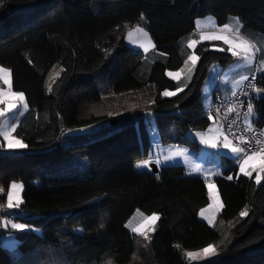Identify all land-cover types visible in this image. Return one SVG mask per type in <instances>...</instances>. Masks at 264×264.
Listing matches in <instances>:
<instances>
[{
	"label": "trees",
	"instance_id": "1",
	"mask_svg": "<svg viewBox=\"0 0 264 264\" xmlns=\"http://www.w3.org/2000/svg\"><path fill=\"white\" fill-rule=\"evenodd\" d=\"M207 17L220 27L238 17L261 60L264 0H0V67L29 106L15 132L27 151L0 155V205L11 183H21L24 215L14 221L32 229L17 233L13 257L2 228L0 264H189L187 252L209 245L217 258L204 264H264V173L257 184L226 160L214 181L223 210L212 227L199 218L210 203L202 176L184 167L136 170L151 159L152 122L162 145L194 150L188 133L212 124L203 88L213 64L234 62L210 50L223 43L194 50L200 60L189 84L167 76L185 66L188 39ZM138 26L155 42L149 55L126 43ZM255 103L254 124L264 131V97ZM104 123L109 130L68 135ZM137 212L159 216L149 240L127 228Z\"/></svg>",
	"mask_w": 264,
	"mask_h": 264
},
{
	"label": "rangeland",
	"instance_id": "2",
	"mask_svg": "<svg viewBox=\"0 0 264 264\" xmlns=\"http://www.w3.org/2000/svg\"><path fill=\"white\" fill-rule=\"evenodd\" d=\"M231 20H234V18H232ZM197 21L200 22V27L199 28L197 27V22H196V31H195L194 37L192 39H195L199 42L196 44V46L194 48H190L193 51V53H194V50L202 43L222 42V40H203V41L199 40V36H200L201 32H203L205 34L212 33V32L222 34L220 32L222 27H220L218 25V21L216 18L207 17V18H203V19H198ZM231 22L233 24V27L238 26V25H235V21H231ZM138 27L143 28L144 31L148 34V37L145 38L142 34L137 33L134 30H132L131 31L132 35L131 36L128 35V37L126 39V43L128 46L132 47L135 52L143 53L144 55H149L151 52H153L155 50V47H156L155 42H154L149 30L145 26H138ZM231 33H234V31L228 32L226 34L230 36ZM149 40L151 41L150 44L148 42ZM153 45H154V47H153ZM143 46H147L148 50L145 51ZM221 48H223L224 50L223 51L219 50ZM226 49L227 48L224 45L218 46V44H214L210 48V50L214 51V52L228 53L229 51L227 52ZM229 54L231 56H233L231 54V52H229ZM256 54H257V52H256ZM260 61H259L258 66H259V69L261 71H263L262 73L264 74V68H262ZM198 62H197V64H198ZM190 64H191V62L189 61L186 68H188V66ZM240 66H241V61H239L238 64H236L233 69L235 70L236 68H240ZM255 66H256V64H255ZM221 68H222V66L220 64H213L210 67L209 75H208V78H207L206 83H205L204 88H203V102H204V110L206 112H208V110H209V107L211 104L212 94H213L214 89L217 85L218 78L221 76V79L224 78L226 80V77L220 73ZM169 72H173V71H169ZM176 72H179V71H176ZM168 73H167V76L170 80L176 81V82L181 81L182 83H184L183 80L185 81V78H186L184 71L182 72L179 80L173 79L172 77H170L168 75ZM173 73H175V72H173ZM10 80H11V90H12L11 71H10ZM0 81L2 82V84L4 86L3 90L8 91L9 85L5 84L3 82V80H0ZM181 88L184 91L186 87L182 86ZM183 91H179V92L170 91V92H176V94L173 96H166V97H174ZM261 94H262V92L259 91L258 96H260ZM25 102L27 103L26 97H25ZM17 103H18V107L14 111L22 112L23 114L19 115L18 119H16V120L11 119L12 114H7V116L9 118V122L17 124V127H18L21 118L24 117L26 115V113L29 111V106H28L27 110H24L23 104H20L19 102H17ZM27 105H28V103H27ZM2 107H5V105L0 104V108H2ZM257 117L258 116H257V113L255 110L253 111L252 116L248 117L252 121V125H254L255 121L257 120ZM0 120H3V118H0ZM152 123H153L152 128L149 130V134H150V137L152 140V149L150 151L151 159L149 161L155 162L159 168L184 167L187 169V171L192 176H198V177L202 176L204 178V180L207 182V186H208L209 183L215 185V183H214L215 179L214 178L219 176L222 173V171L225 169V163H226L227 159H231L233 161L236 160L234 158L233 154L230 152V150L224 149L223 147H218V148L213 149V148H210V147H208L205 144H202L200 142V137L197 136V133H201L205 139L214 138V137L219 136V142L221 144L223 143V135H220L217 132V129H221V127L213 120H212V124L208 130L202 131V132H189L188 133V137L192 141H194L195 143H197L199 145L198 150L189 149L187 147L177 146V145H167V146L162 145L161 142L159 141L154 122H152ZM110 127H111L110 123H104V124L96 125V126L86 128V129L70 131L68 133V135L71 138H74L77 136H82V135H90V134L99 132L101 130H109ZM221 131L223 132L222 129H221ZM14 135H15V133H14ZM3 142L5 143L4 147H3ZM178 150H186L187 155L177 156L176 153ZM26 151H27L26 148L9 149L7 147V142L4 141L2 137H0V155L1 154H21V153H24ZM165 156H173L174 159L166 161L164 159ZM157 161H159V163H157ZM149 164L150 163H148L147 167H137L136 168L137 172H150L151 173V168H150ZM256 165H259V162H257ZM196 166H199V168L201 169L200 172L195 171ZM237 168L239 169V166ZM206 173L208 175H213L214 178L213 177L208 178L209 176H206L205 175ZM213 173H218V174H213ZM256 174H257V172H256ZM253 175L254 174H252L251 177H253ZM260 175H261L262 179H261V182L259 184H262L263 183V173H260ZM239 176H244L243 173L240 172V170H239ZM18 184H21V183H18ZM34 185L37 187H40L41 183L40 182H34ZM23 191H24V188H22V192H21L22 201H23ZM208 191H209V188H208ZM213 191L215 192V194H217L219 196V200L222 203V200L220 198V195L218 193L216 185H215V189ZM209 202L210 203L205 208V211L203 214H209L213 218L217 216V219H218V216L221 213V211L223 210V207L219 211H216L214 207H210V205H213V198L210 194H209ZM22 204H23V202H22ZM22 204L20 205L19 208L12 209L9 211L11 213L15 214L16 216L22 217L24 215V213H22V210H21ZM222 205H223V203H222ZM2 220H3V217H0V221H2ZM13 222L14 223H22L19 220H16ZM3 229L5 231V234L1 237V244L9 251V253L13 257H16L19 253L18 252V240H17L16 235H17V233H20L21 231L13 229V228H11V226H9L7 228H3ZM27 231H29V230H27ZM187 253H193L194 255L192 257H189L187 255ZM187 253H186L185 258L187 259L189 264H204L207 261H213L217 258L216 252L214 255H205L204 253H201L198 251L187 252Z\"/></svg>",
	"mask_w": 264,
	"mask_h": 264
},
{
	"label": "snow or ice",
	"instance_id": "3",
	"mask_svg": "<svg viewBox=\"0 0 264 264\" xmlns=\"http://www.w3.org/2000/svg\"><path fill=\"white\" fill-rule=\"evenodd\" d=\"M144 19L143 14H141V20ZM235 20V25H238L237 27H233V24L230 19V23L223 25L222 29L220 32L222 34H218L215 32L212 33H200L199 40H222L224 44L228 45V51L231 52L233 56L238 57L241 59L244 64L246 65H252L255 61V53L260 52L262 49L261 47H257V45L249 43L247 39H245L241 35V29H242V24L239 20V18H234ZM197 27H200V22L197 21ZM135 32L142 34L145 38L148 37V34L144 31L143 28L141 27H136L134 29ZM235 33L234 36H229L226 33L228 32H233ZM129 36L132 35V32H129ZM149 44L151 41H148ZM199 41L195 39H188L187 42V47L188 48H194L196 44ZM144 50L147 51L148 48L147 46H143ZM154 47V45H153ZM223 51L224 49L221 48L219 49ZM239 50V51H238ZM243 53V55H241ZM200 60V57L198 55H195V53L190 54L187 56V59L184 61L185 66L188 65V62H191V68H189V71L191 72L193 69H195L197 62ZM261 66L264 68V55L261 57ZM239 66V65H238ZM184 69H181L179 72H169L168 75L172 77L173 79L179 80L181 77L182 72ZM255 79V76L252 77ZM191 79V76H189V80ZM249 77L246 75H241L240 80L237 81L236 83H243L244 81L248 80ZM0 80H3L5 84L9 85V90L4 91L3 89H0V104H4L5 107L0 108V118H3V120H0V137L3 138L4 141L7 142V147L9 149H23L28 147L26 144L23 143L21 139H18L14 133L16 132L17 124L15 123H10L9 118L7 114H12L11 119L16 120L18 119L19 115H22V112H16L14 110L17 109L18 103L23 104L24 110H27L28 105L25 102V96L23 92H14L11 90V80H10V70L0 67ZM49 91H51V88H49ZM177 92L183 91L182 88H177ZM176 92H170L165 90L163 92L164 96H173L175 95ZM232 95L235 96L236 93L232 92ZM247 95V93H245ZM219 111V109H217ZM235 111V105L229 108L228 112ZM253 106L251 103L248 104L247 112L245 114V131L246 132H251L253 131L252 128V121L248 118L251 117L253 114ZM228 113L225 114V119L227 118ZM213 117L209 115V119H212ZM235 124V121L233 120L231 123H229L228 127L231 129L232 125ZM222 127V126H221ZM217 132L220 135H223V143L221 144L219 142V136L214 137V138H209L205 139L204 136L201 133H197V136L200 137V142L202 144H205L206 146L210 148H218V147H223L224 149L230 150V152L233 154L234 158L238 162V166L240 169V172L243 173L244 176H249L251 177L253 172H257V175L255 177L256 183L259 184L261 182V175L260 173H264V146H261L258 148L256 151L251 150V146L246 150L244 147L237 146L233 144V141L229 139V136L227 134H224L221 129H217ZM264 134V133H262ZM233 135H235L233 133ZM236 139L241 143H249L248 139L244 137L243 135L236 136ZM255 139V144L256 145H264V141H261L260 139ZM177 156H182V155H187L186 150H178L176 153ZM164 159L166 161L174 159L173 156H165ZM259 162V167L257 168L256 163ZM159 163V161H157ZM148 166V161H142L140 162L137 167H147ZM196 172H200L201 169L199 166H196L195 168ZM213 174H218V173H213ZM206 176L208 175L207 173L205 174ZM228 179H232L231 176L228 177ZM23 186L21 184H18L16 182H12L11 185L8 188L7 191V198H6V207L8 210L12 209H17L20 207L22 204V192ZM209 188V194L213 198V205H210V207H214L216 211H219L223 205L219 200V196L215 194L213 191L215 189V185L209 183L208 184ZM2 192V190H0ZM4 205H0V210H3ZM203 215V211L201 213ZM248 213L247 211H242L240 213L241 217L247 216ZM147 222L154 224L157 219H159L158 216L153 214L152 216L146 217L145 218ZM213 219H209V223H213ZM11 226V228L16 229L18 231H27L31 230V227L27 223H14L12 222L11 219H3L0 221V227L2 228H7ZM133 232L143 236L145 240H149L148 233L147 231L144 230V227H133L131 229ZM154 231V229H152ZM202 252L205 255H214L215 254V249L212 245H209L208 247L204 248ZM189 257H192L194 254L193 253H187Z\"/></svg>",
	"mask_w": 264,
	"mask_h": 264
},
{
	"label": "built area",
	"instance_id": "4",
	"mask_svg": "<svg viewBox=\"0 0 264 264\" xmlns=\"http://www.w3.org/2000/svg\"><path fill=\"white\" fill-rule=\"evenodd\" d=\"M256 66L254 71L249 76V79L246 80L241 89L236 93L235 96L231 97H223L221 93L218 92V87L221 82V76L218 78L216 88L212 94L211 104L208 110L209 115L213 118L211 120L215 121L223 130L224 134L229 136V139L233 141L234 145L244 147L246 150L251 146L252 151L258 150L259 147L264 145H256L255 139L253 137L264 141V131L258 129L255 124L252 125L253 131L246 132L245 129V114L247 112L248 104L251 103L253 106V110L256 108L255 101L258 99L259 89V61H260V52L256 54ZM255 76V79L252 77ZM0 89H4L2 82L0 81ZM247 93V95H245ZM235 105V111L228 112L229 108ZM219 109V111H217ZM228 113L227 118L225 119V114ZM235 121V124L232 125L231 129H229L228 125L232 121ZM233 133L235 135H233ZM243 135L249 141V143L241 144L236 136ZM232 165L237 166V160L232 162ZM238 167V166H237ZM207 183V182H206ZM0 217L3 219H11L12 222L15 220V215L11 213L8 209L3 208L0 210ZM3 229L0 227V236L3 234Z\"/></svg>",
	"mask_w": 264,
	"mask_h": 264
},
{
	"label": "crops",
	"instance_id": "5",
	"mask_svg": "<svg viewBox=\"0 0 264 264\" xmlns=\"http://www.w3.org/2000/svg\"><path fill=\"white\" fill-rule=\"evenodd\" d=\"M232 21H235V20H232ZM235 35V33H231L230 34V36H234ZM222 43H223V45L228 49V45H226V44H224V42L222 41ZM250 43V42H249ZM226 49V51L228 52V50ZM239 51V50H238ZM229 53V52H228ZM256 54V53H255ZM241 55H243V53H241ZM233 58H234V62L233 63H231L229 66H227V67H222L221 68V74H223V76H225L226 77V80L223 78V79H221V82H220V85H219V87H218V91L222 94V96L223 97H226V98H228V97H231V96H233L232 95V92H235V93H237L240 89H241V87L244 85V83L246 82V81H244L243 83H236L237 81H239L240 80V77H241V75H246V76H250L251 75V73L254 71V69H255V64H256V55H255V61H254V63L252 64V65H246V64H244V62L241 60V59H239L238 57H236V56H233ZM239 61H241V66H240V68H236L235 70L233 69L234 67H235V65L236 64H238V62ZM197 66V65H196ZM187 66H184L182 69H185L184 70V74H185V76H186V78H185V84L187 85V84H189V82L191 81V79H192V77H193V75H194V72H195V69H193L191 72L189 71V68H191V64L188 66V68H186ZM196 68V67H195ZM263 71H261L260 69H259V73L260 74H263L262 73ZM189 76H191V79L189 80ZM216 88V87H215ZM215 90V89H214ZM262 92V94L260 95V96H258L259 98H262V97H264V91H261ZM5 146V143L3 142V147ZM233 161V160H232ZM148 163H150V161L148 160ZM138 165V164H137ZM137 165H136V168H137ZM257 166V168L259 167V165H256ZM240 170V169H239ZM252 174H254L253 176H256L257 174H256V172H253ZM207 176H209L208 178H210V177H213V175H207ZM247 177H249V176H247ZM214 178V177H213ZM215 179V178H214ZM203 211V213H204V211H205V209H203L202 210ZM202 211H200V214H199V218H200V220H202V221H204V222H206L208 225H210V226H215L216 225V221H217V216L216 217H214V219H213V223H209V219H212L213 217H211L209 214H201L202 213ZM157 216V215H156ZM146 217H149V216H146V215H144L143 213H141V212H137V213H135L134 214V216L130 219V221L128 222V224H127V228L130 230V232L133 234V235H139V234H137V233H135V232H133L131 229L133 228V227H141V226H143L144 227V230L145 231H147V233H148V236L149 235H151V234H153L154 233V231H155V228H156V225H157V223H158V221H159V219H157L156 221H155V223L154 224H151V223H149V222H147L146 221ZM159 217V216H158ZM152 229H154V231L152 230ZM198 252H201V253H203L202 252V250H200V251H198Z\"/></svg>",
	"mask_w": 264,
	"mask_h": 264
},
{
	"label": "water",
	"instance_id": "6",
	"mask_svg": "<svg viewBox=\"0 0 264 264\" xmlns=\"http://www.w3.org/2000/svg\"><path fill=\"white\" fill-rule=\"evenodd\" d=\"M149 166L151 168L152 174H154V175L159 174L160 168L158 167V165L155 162H150Z\"/></svg>",
	"mask_w": 264,
	"mask_h": 264
}]
</instances>
